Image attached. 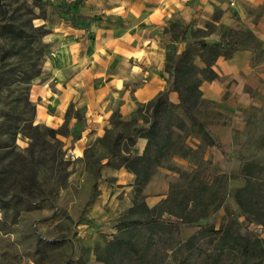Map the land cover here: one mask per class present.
<instances>
[{
	"label": "rangeland",
	"instance_id": "1",
	"mask_svg": "<svg viewBox=\"0 0 264 264\" xmlns=\"http://www.w3.org/2000/svg\"><path fill=\"white\" fill-rule=\"evenodd\" d=\"M111 2L0 0V6L8 16H18L14 25L26 27L30 22L35 27L42 26L47 32L42 41L50 54L59 26L71 25L86 35L88 19L97 21L100 14L87 18L85 11H99ZM215 12L218 22L212 20ZM173 20L195 29L194 38L189 36L186 43H174L163 28L162 44L171 52L190 46L199 68L202 65L196 55L201 38L235 43L237 52L247 51L250 56L239 53L229 61L220 60L219 67L226 66L227 74H217L215 83H204L210 85L215 99L202 96L211 103H187L202 104L192 112L206 124L220 148L206 147L197 127L181 109H174L173 115L158 114L161 128L179 122L184 128L172 127V139L179 135L177 145L167 150L169 158L154 170L141 195L149 207L170 196L174 202L165 209L176 212L186 204L196 207L197 212L207 205L209 219L177 226L179 231L172 234L135 233L130 239L146 249L144 261L110 247L119 217L139 195L134 176L121 166L118 153L127 150L137 154L139 139L130 146L126 137L141 120L136 116L134 121L135 114L122 115L118 109L120 102L115 101L104 131L76 148L75 141L84 130V110L73 106L68 117L64 116V121L56 126L37 123L35 119L40 104L31 101L30 91L37 80H49L45 67L50 55L42 57L40 75L30 81L17 69L16 55L0 67V264H209L205 254L214 249L215 237L208 230L198 234L191 256L183 243L203 227L217 230L232 219L240 223L242 232L264 238V227L245 220L232 195L234 188L243 184L242 162L264 156V0H215L208 12L189 20ZM0 44L9 47L8 41ZM131 101L132 112L139 104H147ZM142 115L150 113L143 110ZM115 120L120 125L110 124ZM106 129L108 140L121 137L116 154L110 155L107 142L99 141ZM186 147L192 148L194 157L183 159L173 155L182 154ZM167 164L179 168L180 173L168 170ZM219 264H234L233 256Z\"/></svg>",
	"mask_w": 264,
	"mask_h": 264
},
{
	"label": "trees",
	"instance_id": "2",
	"mask_svg": "<svg viewBox=\"0 0 264 264\" xmlns=\"http://www.w3.org/2000/svg\"><path fill=\"white\" fill-rule=\"evenodd\" d=\"M0 7V42L8 41L9 43V47L7 44H0V67L5 64L9 57L18 55V60L15 61L18 66L17 69L25 73L26 81L33 80L40 75L39 61L42 60L44 55L49 54L47 44L42 41L47 32L42 26L35 27L30 22L24 24L26 27H23L22 24L14 25L13 21L18 16L12 14L8 16L5 8ZM218 19L219 16L215 12L212 20L218 22ZM189 27V25L183 26L179 20H171L164 27V32L171 34L174 43H186L188 37H193L195 33V29ZM17 45H20V47L16 48ZM197 45L196 56L202 65L200 68L195 64L190 46L180 52H171L169 49H165L164 70L168 74L169 86L147 104H139L138 108L131 113V115L135 114L134 121H137L136 116L140 118L141 124H138L132 130L126 140L130 146H133L137 139H144L143 152L140 155L127 150L121 154L118 153L121 166L134 176L133 184L139 195L133 201L131 207L119 217L115 225L116 235L109 242V246L118 251L131 254L137 261H144L147 252L146 249L140 248L136 242L131 241L130 238L135 233L146 232L157 235L166 232L172 234L173 231H179L177 226H188L197 221L209 219L207 205L201 212H197L196 207H189L186 204L180 209V212H176L165 209L166 205L174 202V199L170 196L153 207H149L145 203L143 195H141L143 187L154 173V170L166 163L163 161H167L169 158L167 150L177 145L179 135H177L176 140L172 139L171 135L174 134L172 127L178 130L184 128V124L181 122L174 126L168 123L161 128L158 119L160 112H169L170 115H173L174 109H181L184 115L189 118L190 123L197 127L206 147H221V144L208 131L206 124L198 120L192 112L202 104L187 103L196 101L211 103V101L202 97L201 83L218 79V75L213 69L217 59L228 60L239 48L235 43L208 42L204 38L198 40ZM37 66L39 67L37 68ZM180 84L182 87H180ZM170 91L177 93L179 100L177 105L168 101ZM72 108L73 105H70L67 109L65 119ZM143 110L150 113V116H143ZM117 117H120L119 114H117ZM119 123L121 122L115 120L111 121L110 124L116 127L120 125ZM49 131L52 134L55 133L53 130ZM108 132L109 130L106 129L104 137L99 141L107 142L106 148L109 149L110 155L116 154L114 152L119 146L121 137L118 136L108 140ZM16 133H18L17 128ZM14 134L15 132H12V135ZM173 155L187 159L190 156L194 157V152L192 148L186 147L182 154L174 153ZM166 168L180 173V169L174 165L167 164ZM241 173L243 184L234 188L232 193L234 202L245 220L264 227V156L243 161ZM95 177L98 178V171H96ZM165 215H169V217L166 218ZM239 227L240 223L233 219L227 224L222 223L217 230L209 226L203 227L201 231L190 236L183 245L188 247L187 251L191 256L198 234L208 230L215 237V245L212 250L215 254L213 255L212 252H206L205 254V259L209 260H207L209 264L222 263L229 255L233 256L234 264H264V238L248 231L242 232ZM187 259L186 261H188ZM182 262H185V260Z\"/></svg>",
	"mask_w": 264,
	"mask_h": 264
},
{
	"label": "crops",
	"instance_id": "3",
	"mask_svg": "<svg viewBox=\"0 0 264 264\" xmlns=\"http://www.w3.org/2000/svg\"><path fill=\"white\" fill-rule=\"evenodd\" d=\"M111 1L114 3L101 6L99 11H85L87 18L100 14L97 21L88 19L86 35L83 30L66 24L55 30L58 35L53 38L54 45L45 67L49 80H37L30 91L31 101L40 104L35 115L37 123L61 124L70 105L84 110V130L75 141L76 148L83 147L104 131L113 112V102L119 101V112L128 115L133 111L131 100L149 102L167 89L166 50L160 31L174 18L189 20L208 12L215 2ZM239 53L249 56L247 51L235 52L227 61ZM220 60L226 61L218 58L213 69L218 75H226L228 69L219 67ZM205 82L200 86L202 96L215 99L209 91L210 85L204 86ZM168 101L177 105V93L170 91ZM138 145L140 155L145 140L139 139Z\"/></svg>",
	"mask_w": 264,
	"mask_h": 264
}]
</instances>
